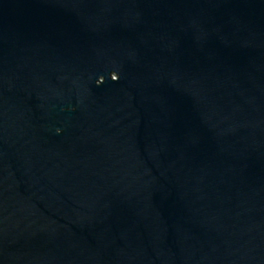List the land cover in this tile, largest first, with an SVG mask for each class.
<instances>
[{"label":"water","instance_id":"obj_1","mask_svg":"<svg viewBox=\"0 0 264 264\" xmlns=\"http://www.w3.org/2000/svg\"><path fill=\"white\" fill-rule=\"evenodd\" d=\"M0 264H264V0H0Z\"/></svg>","mask_w":264,"mask_h":264},{"label":"clouds","instance_id":"obj_2","mask_svg":"<svg viewBox=\"0 0 264 264\" xmlns=\"http://www.w3.org/2000/svg\"><path fill=\"white\" fill-rule=\"evenodd\" d=\"M109 79H110L111 81H113V82L117 81V80L119 79V75H118V73H117L116 71H112V72H110V73H109ZM103 82H104V77H103V76H100V77H98V78L96 79L95 84H96L97 86H99V85H101ZM56 131H57V133H59L60 130L57 129Z\"/></svg>","mask_w":264,"mask_h":264}]
</instances>
